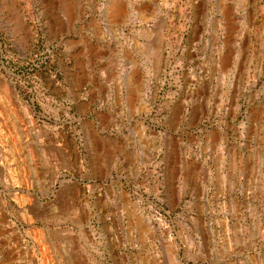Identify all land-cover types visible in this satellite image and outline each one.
Here are the masks:
<instances>
[{
    "label": "rangeland",
    "instance_id": "obj_1",
    "mask_svg": "<svg viewBox=\"0 0 264 264\" xmlns=\"http://www.w3.org/2000/svg\"><path fill=\"white\" fill-rule=\"evenodd\" d=\"M0 264H264V0H0Z\"/></svg>",
    "mask_w": 264,
    "mask_h": 264
},
{
    "label": "bare ground",
    "instance_id": "obj_2",
    "mask_svg": "<svg viewBox=\"0 0 264 264\" xmlns=\"http://www.w3.org/2000/svg\"><path fill=\"white\" fill-rule=\"evenodd\" d=\"M14 100H15V99H14ZM15 106H16V105H15ZM24 117H25V119L27 120V124H28L29 126H33V121H32V119H31V116L25 113V115L23 114V118H24ZM22 125H23V124H22Z\"/></svg>",
    "mask_w": 264,
    "mask_h": 264
}]
</instances>
